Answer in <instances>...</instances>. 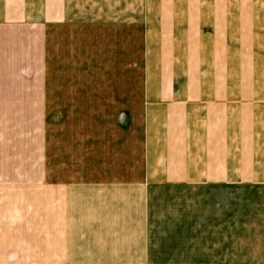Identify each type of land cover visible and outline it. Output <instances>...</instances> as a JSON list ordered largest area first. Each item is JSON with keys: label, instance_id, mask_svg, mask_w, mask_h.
Instances as JSON below:
<instances>
[{"label": "crops", "instance_id": "0c3cea01", "mask_svg": "<svg viewBox=\"0 0 264 264\" xmlns=\"http://www.w3.org/2000/svg\"><path fill=\"white\" fill-rule=\"evenodd\" d=\"M165 3H157L158 47L142 50V87L149 92L141 99L145 110L135 116L134 37L127 30L135 19L148 24L149 2H141L135 17L133 0H0V39L20 49L0 52V81L14 82L6 88L34 80V68L21 64L32 56V39L21 36L34 34L41 78L52 90L48 104L72 102L71 89L86 105L116 106L108 116L98 110L72 116L77 134L63 116L46 140L51 159L41 161L40 173H0V264H264L172 257L164 250L190 245L150 239L151 216L179 213L150 208L151 186L254 190L241 201H261L264 193V42L242 18L234 33L228 11L201 12L188 18V33L181 32L175 3ZM169 23L179 34L166 33ZM106 26L117 28L119 50L106 51L103 65Z\"/></svg>", "mask_w": 264, "mask_h": 264}, {"label": "rangeland", "instance_id": "374dc122", "mask_svg": "<svg viewBox=\"0 0 264 264\" xmlns=\"http://www.w3.org/2000/svg\"><path fill=\"white\" fill-rule=\"evenodd\" d=\"M142 1H144V4L145 2L150 4L149 8L146 9L149 13L148 24H138V19H135L134 26H129L127 30L128 32L132 30L134 37L133 96L135 116L141 113L143 108L145 110V105L141 104V99L144 98V95L147 96V92H149L148 89L142 87L145 78L146 60L142 50H156L158 47V36L161 29L156 19L159 17L158 13L160 11L157 3L160 1H165L166 5L175 3L176 9H171V11H175L177 16L181 17L183 30L178 25L172 23V27L169 23L166 25V31L168 30L169 33L179 34V30L188 33L191 26L187 21L197 16L200 17L201 12L213 17L221 15L222 11H228L234 33L238 27V22L242 18V26L245 25L249 30L253 25L257 36L259 35L258 39L262 43L264 42V0H133L135 17L140 12L137 7L141 6ZM213 1L220 3L214 6L209 3ZM166 11L169 12V7ZM171 27L172 31H170ZM116 29L115 27L106 26V32L102 35L100 43L103 50V65L106 61L104 57L106 51L119 50V40L113 39L116 37L112 30L115 32ZM19 36L15 37L18 38ZM31 39L32 56H23L21 64H30L34 68L37 72V74H34V80L24 77L25 79L15 83L18 86L15 89L5 87L9 84L13 85V81H0V173L3 175H34L32 173H40L42 170L40 167L41 161L51 159L49 151L45 147L46 140L53 130L58 127L61 128L64 123L61 121L63 116L71 120L67 121L70 123L69 130H73V133L77 134L78 124L76 121H72V116H94L93 113L96 110L108 116L116 107L108 104L86 105L82 103L84 99L77 96V91L71 89L69 90L71 97L67 100L72 102L48 104L52 99L49 98V95L46 96V93L51 94L52 90L45 87L47 84L41 78L42 63L41 56L38 55V51H41V49L38 47L35 50L33 46V39H37V37L34 34L21 36L23 42ZM76 44L78 51V42ZM95 45L97 48V43ZM95 45H91V47ZM16 47L15 42L0 39V52L4 49H10L13 53L20 52V49H16ZM25 48L27 49L28 46L25 45ZM260 54V89L263 92L264 68L262 64H264V50L260 49ZM59 91L62 92V90ZM102 91L106 95H110L111 92L109 89ZM263 110L262 107L260 111ZM50 116H54V119L52 120ZM71 139H74L77 143V136L71 137ZM57 155L62 154H54V157ZM14 164H16V167H14ZM243 193L251 197L250 195H253L254 190H237L236 187L231 190L229 186L211 184L151 186L150 208L174 209L179 213L173 212L172 214L160 211L157 215L151 216L150 239L164 241L166 245H190V247L180 249L167 248L164 250L167 255L172 257L182 256L187 258L189 256L196 258L198 261L218 258V260L226 259L229 262L232 258L250 262L262 260L264 263V193L261 196V201L238 200L240 195L243 196ZM242 202L246 205L245 208ZM185 210L197 212V216L190 215L189 211L186 213ZM244 212L245 215L242 216ZM259 231L261 232L259 233ZM244 234L246 235L245 243L240 242ZM180 238L187 239V243L177 242L176 240ZM190 240H192L191 243ZM193 246H197V248Z\"/></svg>", "mask_w": 264, "mask_h": 264}]
</instances>
